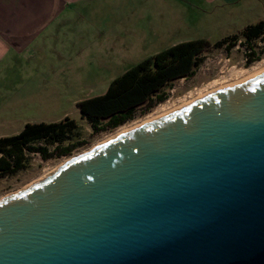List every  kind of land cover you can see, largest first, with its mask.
Here are the masks:
<instances>
[{
	"label": "water",
	"instance_id": "95a60500",
	"mask_svg": "<svg viewBox=\"0 0 264 264\" xmlns=\"http://www.w3.org/2000/svg\"><path fill=\"white\" fill-rule=\"evenodd\" d=\"M0 264H264V72L1 197Z\"/></svg>",
	"mask_w": 264,
	"mask_h": 264
},
{
	"label": "rangeland",
	"instance_id": "374dc122",
	"mask_svg": "<svg viewBox=\"0 0 264 264\" xmlns=\"http://www.w3.org/2000/svg\"><path fill=\"white\" fill-rule=\"evenodd\" d=\"M153 8L154 28L153 31L149 30V33L152 32L151 36L154 34L152 36L154 41L151 44L142 46L139 42L132 49L123 50L122 61L117 63L116 68L112 65L106 67L93 65L85 55L75 56L69 69L59 70L58 85L51 87L53 92H57V102L43 103V109L35 113V118L28 115L11 119L14 124L6 129L9 133L7 135L0 133V137L19 133L23 128L21 123L26 120L31 123L57 122L69 117L78 125L77 134L65 141L64 145L84 144L75 149L71 155L59 158L44 159L38 153L27 152L24 168L15 174L0 178V198L40 180L48 169L55 167L64 159L91 149L117 128L143 120L161 104L167 101L181 102L189 98L190 93L195 95L200 89L220 84L223 77L231 70L246 74L245 72L252 70L258 63H264V36L252 41L242 36L247 26L264 20V0H240L237 4H225L221 0H154ZM233 35L239 36L233 46L228 48L214 46L215 42ZM178 38L186 41L206 39L211 42V46L199 55L200 64L195 75L190 78L174 79L163 86L153 98L166 94L165 100L157 103L149 111L144 112L145 105L141 106L132 120L114 129L93 131L90 122L82 117L78 102L105 93L114 79L146 58L168 48L166 44ZM251 53L255 54L254 61L248 63L246 59L251 57L249 55ZM230 76L228 78L230 82L237 79L235 73ZM47 88L50 87H42V99L43 92H47ZM46 105H49V108ZM101 121L104 124L107 119L103 118ZM50 150L53 151V147H50Z\"/></svg>",
	"mask_w": 264,
	"mask_h": 264
},
{
	"label": "crops",
	"instance_id": "0c3cea01",
	"mask_svg": "<svg viewBox=\"0 0 264 264\" xmlns=\"http://www.w3.org/2000/svg\"><path fill=\"white\" fill-rule=\"evenodd\" d=\"M153 7L154 0H0V133H9L11 119L35 118L43 103L57 102L51 87L75 56L116 68L123 50L151 44ZM185 41L174 39L166 47ZM43 86L50 88L42 99Z\"/></svg>",
	"mask_w": 264,
	"mask_h": 264
},
{
	"label": "trees",
	"instance_id": "16d2710c",
	"mask_svg": "<svg viewBox=\"0 0 264 264\" xmlns=\"http://www.w3.org/2000/svg\"><path fill=\"white\" fill-rule=\"evenodd\" d=\"M242 36L248 41L263 37L264 20L247 26ZM238 37H227L215 42L214 46L231 47ZM210 46L211 42L206 39L185 41L146 58L114 79L104 94L78 102L82 117L97 132L114 129L132 120L141 106L145 105L144 112L149 111L165 100L166 94L153 98L163 86L174 79L195 75L200 64L199 55ZM249 55L251 57L247 60L251 63L255 54ZM103 118L107 119L104 124L101 121ZM77 128L75 120L66 117L57 122L27 123L18 134L0 137V178L24 168L27 152L38 153L44 159L71 155L84 144L64 145L77 134ZM38 142L43 143L37 145Z\"/></svg>",
	"mask_w": 264,
	"mask_h": 264
},
{
	"label": "bare ground",
	"instance_id": "6f19581e",
	"mask_svg": "<svg viewBox=\"0 0 264 264\" xmlns=\"http://www.w3.org/2000/svg\"><path fill=\"white\" fill-rule=\"evenodd\" d=\"M225 70V69H224ZM264 72V63L263 62H260L258 63L256 66H254L252 68V70L248 71V72H245L246 74H244V72H234V70H231L228 75L224 76L223 77V81L218 85H213V86H209V87H206V88H203V89H200L195 95L193 93H190L188 95L189 98H185V100H181V102H170V101H167L166 103H163L161 104L160 106H158L153 112L149 113L148 115H146V117L141 120V121H135V122H132V123H129V124H126V125H123L119 128H117V130L111 134H109L107 137H105L102 141H100L98 144L106 141V140H109L123 132H126L130 129H133L143 123H146V122H149V121H153L165 114H168L176 109H179L180 107L182 106H185L189 103H192L193 101H195L196 99L214 91V90H217V89H220V88H223V87H227V86H230V85H233V84H236V83H239V82H242L250 77H254L255 75H258L260 73ZM233 73H235V77L237 78L235 81H229V77H231L230 75H232ZM195 93V92H194ZM97 145V144H96ZM69 158L67 159H64L63 161H61L58 165H56L55 167H51L50 169H48L45 174L40 177L41 179H43L44 177L50 175L56 168H58L63 162H65L66 160H68Z\"/></svg>",
	"mask_w": 264,
	"mask_h": 264
},
{
	"label": "built area",
	"instance_id": "2783aa9c",
	"mask_svg": "<svg viewBox=\"0 0 264 264\" xmlns=\"http://www.w3.org/2000/svg\"><path fill=\"white\" fill-rule=\"evenodd\" d=\"M247 60V59H246Z\"/></svg>",
	"mask_w": 264,
	"mask_h": 264
}]
</instances>
